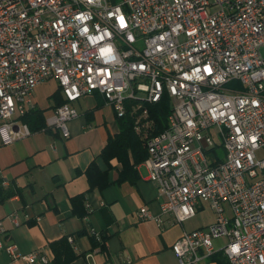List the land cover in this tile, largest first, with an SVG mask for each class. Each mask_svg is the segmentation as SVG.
<instances>
[{
    "label": "built area",
    "instance_id": "built-area-1",
    "mask_svg": "<svg viewBox=\"0 0 264 264\" xmlns=\"http://www.w3.org/2000/svg\"><path fill=\"white\" fill-rule=\"evenodd\" d=\"M48 80L64 100L48 127L70 138L75 104L100 94L117 118L135 116L162 216L184 224L204 204L216 214L173 244L178 264H203L219 239L229 264H264V0H0L9 143L32 135L15 120L35 110L34 91ZM165 96L167 128L154 133L147 106ZM138 217L164 228L146 208ZM5 233L0 221V251L13 261L49 264L5 244Z\"/></svg>",
    "mask_w": 264,
    "mask_h": 264
},
{
    "label": "crops",
    "instance_id": "crops-1",
    "mask_svg": "<svg viewBox=\"0 0 264 264\" xmlns=\"http://www.w3.org/2000/svg\"><path fill=\"white\" fill-rule=\"evenodd\" d=\"M33 100L38 114L15 120L16 129L27 125L32 130L30 137L9 143L8 134L0 132L4 243L16 244L23 254H42L49 264H61L72 255L75 258L66 264H178L173 244L189 232L187 223L209 206L204 204L195 218L178 224L162 216L164 197L150 181L145 162L127 174L129 180L121 181L123 165L114 159L109 167L101 159L109 139L120 133V123L100 94L75 104L80 116L70 122L68 139L47 126L62 100L57 82L40 84ZM93 163L106 173L104 189L90 187L87 171ZM142 208L162 217L164 228L154 219L140 220ZM200 228L206 227L193 230ZM225 243L216 240V253L203 264H229L222 252ZM0 264L28 263L13 261L2 250Z\"/></svg>",
    "mask_w": 264,
    "mask_h": 264
},
{
    "label": "trees",
    "instance_id": "trees-1",
    "mask_svg": "<svg viewBox=\"0 0 264 264\" xmlns=\"http://www.w3.org/2000/svg\"><path fill=\"white\" fill-rule=\"evenodd\" d=\"M59 95H61V104L64 103L61 90L59 89ZM59 105V106H60ZM58 106V107H59ZM150 112V120L153 122V132L160 133L167 128V119L170 114L171 104L167 96L164 97L163 101L156 105L147 106ZM35 110L29 112L25 118L30 117V115H37L38 112ZM38 119L43 120L38 115ZM120 123V133L115 137H111L101 153V159L111 167V161L117 159L124 167L122 180H129L127 176L128 173L134 171V167L143 164L148 158V150L145 140H143V135L139 134L135 130V116L128 113L124 118H118ZM133 162L131 164V156ZM90 180L91 189L99 188L104 189L106 183L105 181L106 173L102 172L96 163H93L87 171ZM76 199H81L78 197ZM76 202V200H74ZM106 240L107 237L103 236ZM75 258V255L70 256L65 262L61 264H66V262L71 261ZM60 262V261H59ZM58 262V263H59Z\"/></svg>",
    "mask_w": 264,
    "mask_h": 264
},
{
    "label": "rangeland",
    "instance_id": "rangeland-1",
    "mask_svg": "<svg viewBox=\"0 0 264 264\" xmlns=\"http://www.w3.org/2000/svg\"><path fill=\"white\" fill-rule=\"evenodd\" d=\"M37 88L35 90H37ZM140 116L138 117L140 118ZM217 152L220 156L224 157V150L221 147L218 148ZM216 221H217L216 214L209 207H206V210L204 212L199 213L197 218L187 223V227L189 231H193L195 227L198 226L208 227L214 225ZM217 243H219V241Z\"/></svg>",
    "mask_w": 264,
    "mask_h": 264
}]
</instances>
